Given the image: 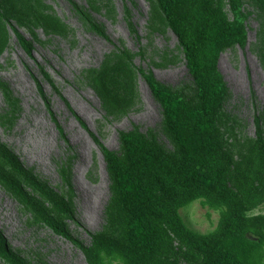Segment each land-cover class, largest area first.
Here are the masks:
<instances>
[{
    "label": "rangeland",
    "instance_id": "obj_1",
    "mask_svg": "<svg viewBox=\"0 0 264 264\" xmlns=\"http://www.w3.org/2000/svg\"><path fill=\"white\" fill-rule=\"evenodd\" d=\"M72 1L103 28L105 37L89 28L69 0H29L27 8L33 13L23 15L20 22L11 19L31 42L30 55L19 46L9 26L4 25L0 81L8 86L14 101L11 106L0 88V143L56 193L70 200L74 219L65 218L64 222L75 237L89 245L90 233L112 231L122 212L103 157L71 110L119 156L123 153L120 132L133 128L171 149L161 106L138 68L152 71L159 82L172 89L191 86L192 78L178 40L156 0ZM241 1L247 14L245 44L222 48L217 67L226 87L221 105L225 117L220 121V130L228 184L236 195L246 199V214L251 216L264 215V186L262 181L253 179L261 167L264 171V0ZM220 5L222 15L231 20L228 1L221 0ZM47 18L54 20L55 25L48 23ZM121 57L130 64L133 90L125 104L113 106L100 91L97 75ZM43 72L50 76L59 94ZM231 76L238 78L239 86ZM36 82L42 86L64 137ZM255 117L261 129L260 141L256 140ZM68 158L71 191L59 174ZM178 213L188 228L199 233L213 230L219 218L200 199L179 208ZM0 233L25 264H87L78 247L51 231L1 184ZM103 261L125 264L111 255H103ZM0 264L7 263L0 259Z\"/></svg>",
    "mask_w": 264,
    "mask_h": 264
},
{
    "label": "trees",
    "instance_id": "obj_2",
    "mask_svg": "<svg viewBox=\"0 0 264 264\" xmlns=\"http://www.w3.org/2000/svg\"><path fill=\"white\" fill-rule=\"evenodd\" d=\"M27 1L0 0V46L5 42L4 25H7L22 50L30 55L31 42L11 23V19L19 21L23 15L33 13L27 8ZM69 1L89 28L105 37L103 28L81 6ZM227 1L231 20L222 15L221 0H156L178 40L192 78L191 86L172 89L159 82L152 71L138 68L161 106L171 149L133 128L120 132L123 153L119 156L71 110L99 149L112 179L122 212L112 231L90 233L89 245L75 237L64 222L65 218L74 219L70 200L56 193L0 143V184L51 231L78 247L87 264H104L103 255L118 257L125 264H263L264 215H247L246 199L230 189L226 153L222 148L220 121L225 116L221 114V105L226 87L217 61L222 48L233 43L245 44L247 16L241 0ZM48 23L55 25L54 20L48 19ZM128 25L134 29L130 22ZM124 56L130 60L126 53ZM123 58L104 66L97 75L100 91L113 106L125 104L133 90L130 64ZM43 73L59 94L47 72ZM36 85L64 137L42 86L39 82ZM0 88L13 106L8 86L0 81ZM255 134L260 141L257 117ZM70 160L59 168L69 191L72 190ZM254 178L264 186L262 167ZM196 199L210 208H222L216 226L207 233L188 228L178 213L179 208ZM0 259L7 264H25L1 233Z\"/></svg>",
    "mask_w": 264,
    "mask_h": 264
},
{
    "label": "bare ground",
    "instance_id": "obj_3",
    "mask_svg": "<svg viewBox=\"0 0 264 264\" xmlns=\"http://www.w3.org/2000/svg\"><path fill=\"white\" fill-rule=\"evenodd\" d=\"M81 60H82V59H81ZM83 60H84V59H83ZM230 79H231L232 81H234V83H236L237 86L240 85V82H239V80H238L237 77H235V76H231Z\"/></svg>",
    "mask_w": 264,
    "mask_h": 264
},
{
    "label": "clouds",
    "instance_id": "obj_4",
    "mask_svg": "<svg viewBox=\"0 0 264 264\" xmlns=\"http://www.w3.org/2000/svg\"><path fill=\"white\" fill-rule=\"evenodd\" d=\"M221 211H222V208L215 207V208L213 209V215H218L219 212H221Z\"/></svg>",
    "mask_w": 264,
    "mask_h": 264
}]
</instances>
